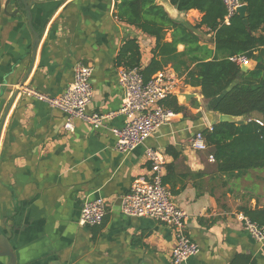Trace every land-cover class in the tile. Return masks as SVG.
Wrapping results in <instances>:
<instances>
[{
    "label": "crops",
    "instance_id": "1",
    "mask_svg": "<svg viewBox=\"0 0 264 264\" xmlns=\"http://www.w3.org/2000/svg\"><path fill=\"white\" fill-rule=\"evenodd\" d=\"M6 2L0 12V235L11 233L15 264H174V229L121 210L133 182L150 175L149 147L163 152L164 181L188 213L187 230L200 247L184 264H264V238L256 240L239 217L242 207L264 203L251 197L238 209L248 191L242 178L219 172L208 158L211 150L191 147V139L212 126L211 105L200 88L183 87L196 97L184 103L177 96L185 110L132 152L115 148L112 128L125 123L118 57L135 38L145 67L156 39L120 20L117 0H10L9 14ZM174 14L191 25L203 15L197 9ZM210 35L204 28L201 40L213 49ZM78 62L92 67L88 112L116 113L98 129L75 119L74 131L67 130L62 110L18 90L27 84L59 96L73 82ZM161 70L175 72L171 65ZM98 197L108 203L103 224L81 226L83 205ZM8 261L0 256V264Z\"/></svg>",
    "mask_w": 264,
    "mask_h": 264
},
{
    "label": "trees",
    "instance_id": "2",
    "mask_svg": "<svg viewBox=\"0 0 264 264\" xmlns=\"http://www.w3.org/2000/svg\"><path fill=\"white\" fill-rule=\"evenodd\" d=\"M170 1L181 12L199 10L203 14L201 21L196 25L176 21L158 0H117L118 18L156 39L147 66L141 65L135 38L123 46L119 65L141 67L146 80L171 65L184 77L185 84L201 89L210 109L245 118L244 124L218 122L202 132L218 171L227 177L246 178L249 171L264 170V0H241L247 5L248 25L238 13L227 23L222 0ZM204 28L211 34L213 49L202 43ZM168 30L172 31L171 41L165 40ZM180 44L185 46L183 51L178 50ZM238 55L252 59L255 66L243 70L231 59ZM164 104L177 113L185 110L175 95L168 96ZM171 150L170 147L168 151ZM241 211L264 231V207L245 206Z\"/></svg>",
    "mask_w": 264,
    "mask_h": 264
},
{
    "label": "built area",
    "instance_id": "3",
    "mask_svg": "<svg viewBox=\"0 0 264 264\" xmlns=\"http://www.w3.org/2000/svg\"><path fill=\"white\" fill-rule=\"evenodd\" d=\"M222 1L227 10L225 21L229 23L230 18L244 3L241 0ZM231 59L248 68L253 63V60L245 55L234 56ZM91 74V66L82 62L76 63L73 82L59 96L42 94L27 84H21L18 90L62 110L66 114L67 130L74 131L75 119H81L98 129L105 126L106 120L114 117L116 113L88 112L93 97ZM118 80L123 89L120 112L125 115V123L121 128H112V132L116 136V150L130 153L143 144L157 128L170 123L176 117V112L167 107L164 100L170 95L180 96L182 88L188 85L185 84L184 77L169 70H160L146 80L142 68L137 66H120ZM209 129H212V126ZM191 147L196 151L210 150L203 132H198L191 139ZM146 157L150 162V175L148 178H137L130 190L121 197L122 213L126 216L148 217L170 225L176 237L172 262L184 264L200 251L198 243L191 238L186 227L188 213L173 200L172 191L164 181L163 152L149 147L146 150ZM208 158L211 162H216L213 153H209ZM107 213L106 198L98 197L87 201L81 209L79 224L89 227L100 226ZM239 217L256 240L264 238V231L247 216L240 214Z\"/></svg>",
    "mask_w": 264,
    "mask_h": 264
},
{
    "label": "water",
    "instance_id": "4",
    "mask_svg": "<svg viewBox=\"0 0 264 264\" xmlns=\"http://www.w3.org/2000/svg\"><path fill=\"white\" fill-rule=\"evenodd\" d=\"M10 3V0H7L5 6H4V12L9 14L10 12L8 11V5ZM158 3L163 5L165 10L169 13V15L171 16V18H173L176 21H182V20H177L176 17L174 16V12H181L177 9V7L175 5H173L171 3L170 0H158ZM2 10V3L0 0V12ZM246 12H247V5L243 4L242 6H240L238 8L237 13L244 19V23L246 25H248V19L246 18ZM242 69L243 70H248V66L242 65ZM197 94L195 93H186V92H182L180 97H182L183 102L184 103H188L190 101V99L196 97ZM211 113L209 114V121L211 123V125L213 126L214 124L218 123V122H233L236 124H244L246 122L245 119H243L242 117L239 116H233L230 114H221L219 113L217 116H213V112H215L214 110L210 109ZM10 234L8 233L7 235H0V247L2 249V252H0V256L1 257H7L9 258V261L7 264H15L14 261V254L13 251L11 250V246H10Z\"/></svg>",
    "mask_w": 264,
    "mask_h": 264
},
{
    "label": "rangeland",
    "instance_id": "5",
    "mask_svg": "<svg viewBox=\"0 0 264 264\" xmlns=\"http://www.w3.org/2000/svg\"><path fill=\"white\" fill-rule=\"evenodd\" d=\"M241 180V186H245L244 188L248 189V191H246L243 195H241V198L238 199L240 200V204L237 208L239 209L240 206L248 204L250 202L251 195H253L255 199L257 197L259 201L264 203V170L249 171L247 177H243Z\"/></svg>",
    "mask_w": 264,
    "mask_h": 264
}]
</instances>
